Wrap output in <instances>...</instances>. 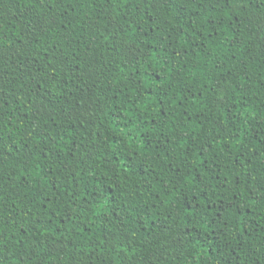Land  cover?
<instances>
[{
	"label": "trees",
	"instance_id": "trees-1",
	"mask_svg": "<svg viewBox=\"0 0 264 264\" xmlns=\"http://www.w3.org/2000/svg\"><path fill=\"white\" fill-rule=\"evenodd\" d=\"M0 264H264V0H0Z\"/></svg>",
	"mask_w": 264,
	"mask_h": 264
}]
</instances>
